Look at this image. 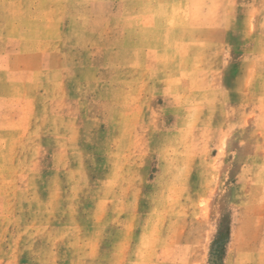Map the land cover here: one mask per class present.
Segmentation results:
<instances>
[{"label": "rangeland", "instance_id": "rangeland-1", "mask_svg": "<svg viewBox=\"0 0 264 264\" xmlns=\"http://www.w3.org/2000/svg\"><path fill=\"white\" fill-rule=\"evenodd\" d=\"M0 264H264V0H0Z\"/></svg>", "mask_w": 264, "mask_h": 264}]
</instances>
